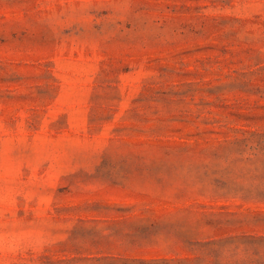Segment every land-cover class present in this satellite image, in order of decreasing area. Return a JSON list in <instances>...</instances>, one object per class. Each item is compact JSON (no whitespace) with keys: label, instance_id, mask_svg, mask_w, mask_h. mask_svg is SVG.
<instances>
[{"label":"rangeland","instance_id":"rangeland-1","mask_svg":"<svg viewBox=\"0 0 264 264\" xmlns=\"http://www.w3.org/2000/svg\"><path fill=\"white\" fill-rule=\"evenodd\" d=\"M0 264H264V0H0Z\"/></svg>","mask_w":264,"mask_h":264}]
</instances>
